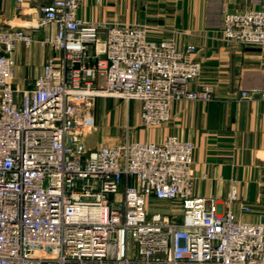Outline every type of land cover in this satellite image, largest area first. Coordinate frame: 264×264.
Here are the masks:
<instances>
[{"label":"built area","instance_id":"1","mask_svg":"<svg viewBox=\"0 0 264 264\" xmlns=\"http://www.w3.org/2000/svg\"><path fill=\"white\" fill-rule=\"evenodd\" d=\"M33 1L32 28L56 31L38 40L55 53L32 86L16 84L14 56L32 33L0 27V264H264V219L194 194L193 141L85 144L79 110L99 96L139 99L147 128L170 120L176 101L212 100L213 85L192 87L196 46L154 38L149 24L85 20V0ZM220 31L229 44L264 46V8L226 12ZM237 195L233 179L229 201Z\"/></svg>","mask_w":264,"mask_h":264},{"label":"crops","instance_id":"2","mask_svg":"<svg viewBox=\"0 0 264 264\" xmlns=\"http://www.w3.org/2000/svg\"><path fill=\"white\" fill-rule=\"evenodd\" d=\"M19 1L0 0V27L12 25L32 33L34 41L29 46L18 42L14 49L15 82L30 87L46 59L55 53L38 40L55 32L56 25L33 29L40 22L42 1ZM18 5L27 14L26 25L16 19ZM252 8H264V0H85L78 12L85 20L149 24L154 38H173L179 48L194 44V58L201 62L202 72L192 87L211 84L215 88L212 100L174 102L170 120L149 128L141 121L139 99L99 96L96 102L103 98L127 101L126 109L131 102L142 127L133 137L108 141L105 135L95 143L97 127L86 137L91 138L87 148L132 139L160 142L170 134L191 140L197 176L194 194L215 198L222 211L229 206L241 220L264 219V98L260 94L264 90V46L229 44L220 31L226 12ZM101 37H105L104 32ZM242 90L251 95L242 97ZM233 179L237 180L238 195L231 202ZM243 206L251 210L245 211Z\"/></svg>","mask_w":264,"mask_h":264},{"label":"rangeland","instance_id":"3","mask_svg":"<svg viewBox=\"0 0 264 264\" xmlns=\"http://www.w3.org/2000/svg\"><path fill=\"white\" fill-rule=\"evenodd\" d=\"M19 3L22 4V2L20 1ZM16 19L20 24L23 23L24 25H26L28 23L24 21L25 19H27V14L21 10V6L19 7V5ZM27 85L28 84L25 85L26 87H20L27 88ZM96 99L97 98H94L88 104L83 106L79 110L78 114L79 122L81 123V126L84 127L86 147L88 146L87 140L91 139L90 137L86 139V137L90 134H93L97 130V127L99 129V133L94 136L93 140L95 141V143L105 135L106 140L108 141L114 139L124 140L127 137H133L139 131V128L142 127L138 115H134L136 108L130 101L126 109L127 101L125 102L122 99L103 98L105 100L101 99L98 102H96ZM121 189L119 193H121ZM115 197V194H113L112 199H114ZM169 208H172L176 213H178V215H176L177 219L181 218L179 214V205L171 204Z\"/></svg>","mask_w":264,"mask_h":264}]
</instances>
